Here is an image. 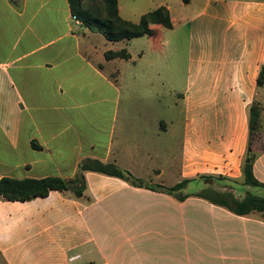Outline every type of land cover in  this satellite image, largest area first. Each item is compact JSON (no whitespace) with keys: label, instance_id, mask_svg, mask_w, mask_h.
<instances>
[{"label":"crops","instance_id":"crops-1","mask_svg":"<svg viewBox=\"0 0 264 264\" xmlns=\"http://www.w3.org/2000/svg\"><path fill=\"white\" fill-rule=\"evenodd\" d=\"M166 7L173 29L187 25L185 70L179 74L172 60L157 72L158 60L149 59L145 81L156 89L163 74L162 82L181 90L178 120L133 109L145 56L134 51L137 39L109 42L74 20L68 0H0V180L72 179L84 160H99L151 185L194 179L185 194L215 189L243 198L251 192L241 185L249 108L259 101L251 153L264 184V87L257 84L264 0H206L181 17ZM154 28L159 38L147 37L149 45L166 58L168 29ZM123 49L129 60H107L109 50ZM85 176L82 199L53 191L0 200L5 264H264L263 213L238 216L198 197L179 201L96 172Z\"/></svg>","mask_w":264,"mask_h":264},{"label":"trees","instance_id":"trees-1","mask_svg":"<svg viewBox=\"0 0 264 264\" xmlns=\"http://www.w3.org/2000/svg\"><path fill=\"white\" fill-rule=\"evenodd\" d=\"M72 15L91 31L102 34L109 42H129L134 39L148 37L152 40L159 38L158 31L154 28L163 27L171 30L174 28L171 12L166 6H161L141 16L139 22L134 23L123 19L119 12L118 0H68ZM189 4L191 0H183ZM107 60H129L131 58L127 49L118 52L106 53ZM257 79L258 87H264V65L261 67ZM263 106L259 101H254L249 108V143L246 160L242 165V187L261 188L264 184L254 174L253 163L255 156L251 153L252 140L259 132L262 121ZM96 172L121 179L133 187L145 188L175 197L185 201L189 197H198L214 205L226 208L238 216H248L254 212L264 214V196L246 192L243 198H237L232 192H221L215 189H204L185 194L188 185L194 179L184 180L173 187L151 185L134 177L130 172L124 171L115 164L104 163L99 160H84L78 168L74 178L47 177L44 179H14L3 178L0 180V200L11 202H27L37 198H45L51 192L57 191L75 199H82L88 185L86 173ZM199 180L219 183L225 180L222 176L201 175Z\"/></svg>","mask_w":264,"mask_h":264},{"label":"rangeland","instance_id":"rangeland-1","mask_svg":"<svg viewBox=\"0 0 264 264\" xmlns=\"http://www.w3.org/2000/svg\"><path fill=\"white\" fill-rule=\"evenodd\" d=\"M121 5L123 7V14H126L131 21L138 22L142 15L145 13L155 10L160 6H170L174 17H181L187 15H193L196 13L203 2L206 0H192V2L188 4H184L183 0H120ZM185 23L179 24L173 30H164V33L167 38V46L166 50V58H163L160 54L155 53L151 46L149 45L148 38H141L134 40V51L137 53L144 52L145 56L143 57V65H139L138 74L142 77L140 83H136L135 87L132 91L133 101L132 104L133 109L137 110L139 113L143 114H154L157 118L161 116H172L173 119L178 120L180 116V108L177 107L175 100L178 98V92L181 90H173L170 89L168 84L162 82L164 77L163 74L158 76L156 75V89H151L148 86L147 81H145V75L147 73L149 59L156 58L158 60V68L157 72L165 71L166 62H168L169 66L172 64V60L174 61L173 67L180 73H184L185 70V60H184V38L186 36V27ZM172 39V40H171ZM170 41V42H169ZM173 41L176 43L174 44ZM178 41V42H177ZM170 46V47H169ZM178 53V55H176ZM162 57V58H161ZM162 62L163 64L159 63ZM163 65V66H162ZM170 77V76H169ZM172 83L174 86H180V80H174ZM154 93L158 95V97L154 96ZM129 97V96H127ZM131 97V96H130ZM260 101H264V91L260 92L258 96ZM264 145V141L262 143ZM217 188L216 184L214 185ZM252 194L258 196H264V191L261 188H249ZM220 190H222L220 188ZM193 189L190 191L192 192ZM0 264H5L0 256Z\"/></svg>","mask_w":264,"mask_h":264},{"label":"built area","instance_id":"built-area-1","mask_svg":"<svg viewBox=\"0 0 264 264\" xmlns=\"http://www.w3.org/2000/svg\"><path fill=\"white\" fill-rule=\"evenodd\" d=\"M74 20H76L78 22V19L76 17H74Z\"/></svg>","mask_w":264,"mask_h":264},{"label":"water","instance_id":"water-1","mask_svg":"<svg viewBox=\"0 0 264 264\" xmlns=\"http://www.w3.org/2000/svg\"><path fill=\"white\" fill-rule=\"evenodd\" d=\"M247 162H249V161H247Z\"/></svg>","mask_w":264,"mask_h":264}]
</instances>
